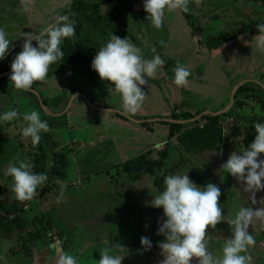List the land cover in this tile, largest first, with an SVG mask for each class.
I'll use <instances>...</instances> for the list:
<instances>
[{
    "label": "rangeland",
    "instance_id": "rangeland-1",
    "mask_svg": "<svg viewBox=\"0 0 264 264\" xmlns=\"http://www.w3.org/2000/svg\"><path fill=\"white\" fill-rule=\"evenodd\" d=\"M75 1L104 3L105 0H0V27L5 29L11 40V47L5 58L24 44L25 35H38L49 25L55 24L60 16H65L70 4ZM143 2L144 0L121 1L122 5L129 6L132 10L123 15L128 21V32L133 38L131 42L142 50L145 58L151 59L158 54L170 66L167 70L160 69L154 77H146L147 84L142 89L147 98L135 113L123 110L121 98L113 89L114 85L101 79L91 84L87 74L82 71L61 69L52 77L58 86L56 91L61 94V99H55L63 107L59 117L50 115H56V109L51 101L45 100L40 91L46 80L36 81L30 90L25 91L12 85L10 74L7 75L9 72L2 74H6L5 76L0 75V113L12 109L20 114L36 110L43 120H47L51 129L48 135L41 132L39 144L29 146L24 139L17 137L22 134L25 126L22 115L21 119L12 122L0 121V181L13 186L12 178L6 175V169L8 163L14 160H26L32 165L35 157L42 156L46 163L44 173L49 171L52 157L67 153L65 148L57 144L64 133L59 134V129L65 126L70 128L72 125L81 127L97 124L95 119L90 118L97 116L110 123V128L140 129L139 142L136 135L133 141L124 144L119 134L115 135L116 141L106 150L122 154L127 148L130 151L146 149V155L152 154V160L166 164V171L163 169L165 176L187 173L198 186L213 183L220 187L222 194L219 203L223 208L224 221L217 224L215 229H208L211 230L210 234H222L223 237V223L230 214L233 218L240 206L256 210L264 207V204L254 206L252 193L245 192L242 182L222 168L223 162L229 157L228 150L226 156L221 155L218 160L215 159L219 148L198 150L194 154L179 152L175 139L168 141L164 138V129L167 131V128L161 123L173 121L171 115L174 112L190 113L193 119L180 121L186 122L183 124V134L194 131L197 127L200 131L205 130L208 123L199 121L200 118L219 114L216 117L220 118L217 125L221 128L222 140L225 138L229 142H239L246 131L254 130L255 123H264V47L259 45L262 35L242 34L237 39L210 50L211 41L220 34H232L251 22L264 23V5L245 0H189L188 12L166 8L163 26L155 28L137 14L142 11L147 16ZM109 38L94 37L98 51ZM177 64L185 66L191 73L184 86H177L173 82L172 69ZM242 85L253 91L238 93L236 90L231 101L233 91ZM42 101L45 105H42ZM96 102L108 112L93 109L90 104ZM45 109L49 111V115ZM245 110L250 115H246ZM196 121L198 124H195ZM154 132L159 135L157 142L154 141ZM98 133L113 134V131L102 130ZM161 137L163 138L160 139ZM142 138L156 143L160 141V144L150 146ZM75 147L77 146L73 145L68 151H77ZM129 150L126 152H130ZM98 152L99 149L96 154L92 149L89 150L85 155V163L81 159L73 160L72 170L68 175L72 177L74 167L86 172L88 169H99L94 161ZM124 156L125 153L120 158L121 161ZM261 157L260 159H264V155ZM122 164L112 168L115 169L112 177L119 176L118 179L105 182L100 185L101 189L90 190L85 181L81 186L77 185L78 189L71 186L69 189L72 195L76 193L74 198L61 190L60 183L50 182L46 188V182L41 185L33 199L22 201L18 206V211L22 208L18 215L29 223L31 232L41 235V241L32 250L31 256H26L19 251L16 239L6 240L0 234V242H6L11 248L0 245L8 250L7 253L4 251L0 254V264H4V261L14 264H48L55 260L58 253L62 254L64 251L76 256L78 264H98L101 251L110 245L122 247L114 248L112 252L113 255L123 257L122 264H161L163 257L158 244L163 241L164 236L157 235V231L158 222L165 218L163 209L149 206L152 195L158 190L153 187L150 179L149 183L145 180L142 182L139 194L131 185L136 182L129 180L130 187L126 189V180L120 176L123 174ZM68 180L70 182L72 178ZM110 185L115 188L109 192L106 189ZM42 189L44 191L40 193ZM254 199L255 202L263 203L264 189L255 192ZM51 211L54 213L53 217H50ZM258 221L259 219H254L249 227V231L256 235L264 233V225L258 231L255 230L258 228ZM144 236L152 241L150 251L141 246V237ZM11 240L16 242L12 243ZM259 240L255 239V245L250 246L246 253L251 257L250 264H264V243ZM56 245L58 246L55 247ZM209 247L210 251L215 250L212 252L214 255H220L223 241L217 239Z\"/></svg>",
    "mask_w": 264,
    "mask_h": 264
},
{
    "label": "clouds",
    "instance_id": "clouds-1",
    "mask_svg": "<svg viewBox=\"0 0 264 264\" xmlns=\"http://www.w3.org/2000/svg\"><path fill=\"white\" fill-rule=\"evenodd\" d=\"M189 0H144L146 19L155 28L164 23V10L180 9L189 11ZM75 20L69 16H60L57 22L49 25L38 35L31 33L24 36L22 51L11 63L10 81L18 90H30L36 81H43L48 76L51 65L64 58L61 45L65 39L75 36ZM264 34V23L257 25ZM37 46H33V41ZM163 43V42H162ZM264 47V35L259 40ZM11 47V40L3 27H0V60H3ZM155 52V50H153ZM165 61L160 55L151 59L144 57L142 50L128 37L121 38L112 34L109 40L95 53L91 63L102 81L114 85L119 94L123 110L135 113L147 98L142 89L147 84L146 77H154L163 68ZM174 83L184 86L188 83L190 71L180 64L173 69ZM246 115H250L245 110ZM25 122L22 135L31 138L33 144H39L41 132L51 131L47 120H43L36 110L20 114L16 109L0 113V121L12 122L21 119ZM254 141L247 147L233 151L222 165L227 174L242 182L245 192L252 193L264 189V123H255ZM222 154V153H221ZM6 175L13 181L12 190L20 201L34 198L37 189L43 185L48 176L36 173L26 160L10 161ZM164 188L152 195L149 206L163 209L162 222H158L157 235L164 236L158 244L163 257L161 264H191L193 259L198 264H250L251 257L246 255L248 248L255 245V239L249 231L254 219H264V207L240 206L233 218L228 220L231 235L224 240L220 255H214L208 247L209 234L206 230L215 229L224 221L223 208L219 203L221 189L216 184L196 185L188 174H169L164 176ZM141 246L150 251L153 247L149 237H141ZM119 245H110L100 253L98 264H122L123 257L112 252ZM58 264H78L76 256L64 253Z\"/></svg>",
    "mask_w": 264,
    "mask_h": 264
},
{
    "label": "trees",
    "instance_id": "trees-1",
    "mask_svg": "<svg viewBox=\"0 0 264 264\" xmlns=\"http://www.w3.org/2000/svg\"><path fill=\"white\" fill-rule=\"evenodd\" d=\"M121 1L122 0H105L104 3H84L75 1L70 4L66 11V16H69L70 19L76 22L75 36L63 41L61 49L64 52V58L50 66L48 76L45 80L52 78L61 69L82 71L87 74V79L91 84H94L96 80L100 79L98 74L91 68L94 55L98 52L94 37L106 38L114 34L121 38L128 37L130 41L133 40L128 32V21L123 17L126 12H131L132 10L129 6L122 5ZM245 1L264 5V0ZM137 14L148 23L142 11ZM257 25H259V23L251 22L232 34H220L211 41L210 50L217 49L226 42L237 39V37L242 34L256 36L264 35L258 31ZM33 46H37L35 40L33 41ZM22 47L23 45L16 48L0 63V75L11 71V63L15 56L22 51ZM169 66L168 61H165L163 69L167 70ZM247 90L253 91V89H247L245 85H242L238 88V93H243ZM43 105H45L44 102ZM193 118L194 117L190 113H181L180 111L174 112L171 115V120L174 122ZM219 119V117H212L210 115L203 116L199 121L202 120L208 123L205 130L203 129L200 131L197 127L194 131H188L183 134L184 125L165 122L161 123V125L167 128L166 139L168 141L172 139L176 140L178 144L177 151L186 154H194L198 150L205 151L216 149L221 144L222 131L217 125ZM195 124H198V122L196 121ZM254 138L255 129L246 131L242 137L243 146L247 147L250 145L254 141ZM31 163L34 172L44 173L46 163L42 156L35 157ZM68 167L69 163L65 154L54 155L51 160L49 171L46 172L48 180L44 188L48 187L50 182L62 183ZM163 167L162 161L147 160L144 156H140L123 163L121 173L125 174L127 179L131 182H136L142 175L147 174L151 177L153 186L159 192L164 188L163 179L165 175L163 173ZM43 191L44 189H42L40 193ZM21 202L22 201L17 198L14 201H10L7 193L3 191V188L0 186V234L4 236L6 240L16 239L17 245L20 247L19 251L26 256H30L37 243L41 241V235L37 232H31L29 223L18 215V206Z\"/></svg>",
    "mask_w": 264,
    "mask_h": 264
},
{
    "label": "crops",
    "instance_id": "crops-1",
    "mask_svg": "<svg viewBox=\"0 0 264 264\" xmlns=\"http://www.w3.org/2000/svg\"><path fill=\"white\" fill-rule=\"evenodd\" d=\"M56 87H58V86L54 82L53 78L49 79V81L46 80L44 82V84L41 85V87H40L41 88L40 91H42L43 96L45 97V100L51 101L53 104V108L56 109V113H55L56 115H53L54 113L50 114L53 117H59L60 113H61L60 111L63 110V107L61 108V106L57 103V101H55L56 98L61 99V94H59L58 91H56L57 90ZM96 104H97V102H96ZM45 112L49 115V111L46 110ZM137 115L139 116V113H137ZM90 118L95 119L97 124L83 125L81 127L72 125V126H70V128H68V126H65V127H62L61 129H59V134H60V132H64V133H62V137L60 138L59 141H57V144L59 145V147L62 146L67 151L66 156H67L68 163H69V168L66 171L65 178H64L63 182L60 183L59 185L61 186V190H63L66 193L67 192L70 193L69 197H71V198H74L76 193H74L75 195H72V192H70L69 188L72 186L73 189H78L77 185L81 186L83 184V181H85V184L87 185V187L90 190H96V189H101L100 185L105 184V182L114 181L115 179H118L119 176H116L117 178L112 177L113 173H115L114 172L115 169H112V168L115 165L111 164L110 160H118L120 163H125L127 161L138 158L140 156H145V158L147 160H152V158H151L152 154L146 155V149L139 150L137 148L136 150L130 151L127 148L122 154L119 151H116L114 153V152H112L113 150H109V151L106 150V149H108V146L110 144H112L116 141L115 135H119V134L121 135L122 141L124 144H126V143L129 144L131 141H133L134 138L136 137V135L139 138V139L137 138V141L139 142L140 141V136H139L140 129L139 128H126V129H124V127H122V128H120V127L110 128L109 127L110 123H107L105 119H102V118L97 117V116H95V117L90 116ZM137 122H139V121H137ZM142 123L143 122H141V124ZM139 124L140 123H138V125ZM102 130L113 131V134L103 135L101 133H98ZM164 132H165V136H166V132H167L166 129H164ZM42 133L45 134L44 132H42ZM48 134H50V132L46 133V135H48ZM165 136H164V138H166ZM17 137L24 139V141H26V143H29V146L33 145L30 137L29 138L23 137L22 134L18 135ZM158 137H159L158 132H154V141L157 142ZM162 138L163 137H161L160 139H162ZM142 139L146 144H148L150 146L160 144V141H158V143H156V142L148 141L147 139H144V138H142ZM221 143H222V145L218 146L219 149H217L215 160H218L221 157V155H223V157H225L226 156L225 153L227 150H228L227 152L229 153L228 156H230V154L233 151H236V150H233L234 148L239 149L241 146H243L242 139L239 142H229L224 138ZM239 143H241V145ZM73 145L77 146V147H75L77 149V151H74L71 153V151H68V149L70 147H72ZM91 149L95 152V154H96V151L99 149V152L97 153V155L95 156V159H94V161L97 163V167L99 169H93V170L88 169L87 172L85 170H83V171H85V172H83L82 170L74 167L72 177L69 176L68 173L70 170H72V161L75 159H81L85 163V161H86L85 155ZM128 150L130 152H126ZM103 151H106V152L104 153ZM124 153H125V156L123 157L124 160L121 161L120 158L124 155ZM262 155H264V154H262ZM261 156L258 158L259 159L262 158ZM228 158L229 157H227L225 159V162H226V160H228ZM225 162H223V164ZM165 165H164L163 169L166 171ZM90 171H93V172L90 173ZM214 174L217 175L216 172ZM120 176L126 180V182L124 181V184H125V188L128 189L130 187L129 180L123 174H121ZM69 178H72V181L69 182V180H68ZM149 179L152 180L149 175L142 176L138 181H136L135 184H131L132 188L135 189V192L137 194H139L142 190V185H141L142 182L145 180L147 183H149ZM96 184H99V185H96ZM152 184H153V182H152ZM0 186L3 188V191H5L7 194H9L8 196L10 198V201H14L16 199V195L13 192L12 185L10 183L6 184V182H5L3 184L0 181ZM114 188L115 187L113 185H110V186H108V188L106 190L110 192ZM77 193H79V191ZM105 193H106V191H105ZM69 197H67V198H69ZM67 198H65V199H67ZM253 204L255 206L256 204H264V202L263 203L254 202ZM20 209H22V208H19V211H20ZM19 211H18V213H19ZM52 211H51L50 217H53V215H54V213H53L54 211L53 212ZM231 218L232 217L230 214L227 218V221L223 223V237H222V234L221 235L217 234L216 236H214L213 233L210 234L211 233L210 229L206 230V233L209 234L208 247L210 246V244L215 242L217 239H220V242L223 241V244H224V240L226 238L230 237L231 227L229 226V224L227 222ZM51 220H52V218H51ZM52 222L54 223V221H52ZM258 222H259L257 225L258 228H255V230H257V231L259 230V228H261V225H264V219H259ZM55 226H57V225L55 224ZM61 233L65 234V231L61 230ZM250 233L253 235L254 239H260V240L264 241V233L260 234V235H256V234L252 233V231ZM66 235H67V233H66ZM13 241H15V240H11L12 243H13ZM0 245H3L5 247L7 246L6 248H9L8 247L9 245L6 242H3V243L0 242ZM6 248L4 249L3 247H0V254L3 253L4 251H6V253H7L8 250ZM9 249H11V248H9ZM209 250H210V247H209ZM213 251H215V250H213ZM213 251H211V252H213ZM64 253H67V252L64 251ZM64 253H62V254L58 253L55 257V260L48 263V264H58L60 256L63 255ZM31 254H32V252H31ZM6 259H7V257H6ZM195 261H197V264H198V260L195 258L193 259L191 264H195ZM4 264H14V263L4 261Z\"/></svg>",
    "mask_w": 264,
    "mask_h": 264
},
{
    "label": "water",
    "instance_id": "water-1",
    "mask_svg": "<svg viewBox=\"0 0 264 264\" xmlns=\"http://www.w3.org/2000/svg\"><path fill=\"white\" fill-rule=\"evenodd\" d=\"M8 74H11V71L9 72V73H7V75ZM6 75V74H5ZM5 75H2V76H5ZM1 76V77H2ZM240 87V86H239ZM238 87V88H239ZM238 88H236L234 91H233V93H232V96H231V101H233V99H234V96H235V93H236V90H238ZM43 105V104H42ZM90 106L93 108V109H95V110H102L103 112L104 111H106V112H108V110H105V109H96L95 107H93L91 104H90ZM45 111H46V109H45ZM219 114H211L210 116H212V117H216V116H218ZM195 120H197V119H195ZM194 122V121H193ZM165 123H176V124H180V125H183V124H185L186 122H174V121H165Z\"/></svg>",
    "mask_w": 264,
    "mask_h": 264
},
{
    "label": "flooded vegetation",
    "instance_id": "flooded-vegetation-1",
    "mask_svg": "<svg viewBox=\"0 0 264 264\" xmlns=\"http://www.w3.org/2000/svg\"><path fill=\"white\" fill-rule=\"evenodd\" d=\"M110 163L113 165H118L120 162L118 160H110Z\"/></svg>",
    "mask_w": 264,
    "mask_h": 264
},
{
    "label": "built area",
    "instance_id": "built-area-1",
    "mask_svg": "<svg viewBox=\"0 0 264 264\" xmlns=\"http://www.w3.org/2000/svg\"><path fill=\"white\" fill-rule=\"evenodd\" d=\"M93 107H95L96 109H103L101 108L98 104L94 103V104H91ZM58 245H56L55 247H57Z\"/></svg>",
    "mask_w": 264,
    "mask_h": 264
}]
</instances>
